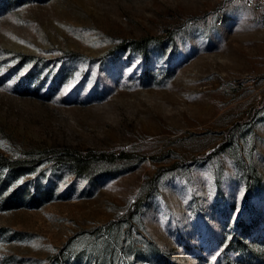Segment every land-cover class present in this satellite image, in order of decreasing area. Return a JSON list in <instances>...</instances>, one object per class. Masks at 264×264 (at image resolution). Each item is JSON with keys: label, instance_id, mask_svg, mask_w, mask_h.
Returning a JSON list of instances; mask_svg holds the SVG:
<instances>
[{"label": "rangeland", "instance_id": "374dc122", "mask_svg": "<svg viewBox=\"0 0 264 264\" xmlns=\"http://www.w3.org/2000/svg\"><path fill=\"white\" fill-rule=\"evenodd\" d=\"M0 155V264H264V16L0 0Z\"/></svg>", "mask_w": 264, "mask_h": 264}, {"label": "trees", "instance_id": "16d2710c", "mask_svg": "<svg viewBox=\"0 0 264 264\" xmlns=\"http://www.w3.org/2000/svg\"><path fill=\"white\" fill-rule=\"evenodd\" d=\"M65 155V160H67L69 164H75L76 167L79 165V163H84L87 165L91 160L89 155H79L69 151H66ZM35 166L36 165H33L32 167H24L19 165L17 161H13L7 157H4L3 155H0V169H7L8 173L12 174L13 176L21 175L25 171L33 169ZM78 172L81 174H87L86 171ZM7 187L8 179H0V204L4 209L18 208L32 200V197L29 195V190L26 187H18L8 194L3 195V193L7 190ZM26 197L28 198L25 200Z\"/></svg>", "mask_w": 264, "mask_h": 264}, {"label": "built area", "instance_id": "2783aa9c", "mask_svg": "<svg viewBox=\"0 0 264 264\" xmlns=\"http://www.w3.org/2000/svg\"><path fill=\"white\" fill-rule=\"evenodd\" d=\"M246 8L256 11L264 16V0H243Z\"/></svg>", "mask_w": 264, "mask_h": 264}, {"label": "snow or ice", "instance_id": "6c2138e0", "mask_svg": "<svg viewBox=\"0 0 264 264\" xmlns=\"http://www.w3.org/2000/svg\"><path fill=\"white\" fill-rule=\"evenodd\" d=\"M11 85H9V87H10ZM65 92H66V90H65ZM62 94H64V93H62ZM241 195H243V192H241Z\"/></svg>", "mask_w": 264, "mask_h": 264}]
</instances>
